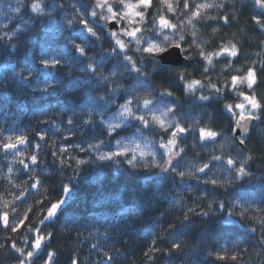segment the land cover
I'll return each mask as SVG.
<instances>
[{
  "label": "trees",
  "instance_id": "1",
  "mask_svg": "<svg viewBox=\"0 0 264 264\" xmlns=\"http://www.w3.org/2000/svg\"><path fill=\"white\" fill-rule=\"evenodd\" d=\"M171 2L176 7L177 0ZM95 3L0 0V216L9 219L7 227L0 221V264H264V28L254 20L264 24V9L254 0H188L185 9L178 0L173 13L152 0L139 9L144 21L136 17L140 22L130 26L121 20L124 28L142 29L140 46L118 37L126 45L121 51L99 16L107 11L95 8L98 15L91 16ZM110 3L122 9L119 0ZM33 4L39 5L35 11ZM199 4L216 6L192 17ZM161 15L178 25L175 32H157ZM165 34L168 48L180 44L187 66H165L157 55L137 51L144 40L160 43ZM233 46L237 55H217ZM249 68L256 83H238L233 91L232 77L246 76ZM192 80L204 87L189 92L185 84ZM241 91L261 105L243 144L233 114L244 101ZM128 101L132 114L122 115ZM169 107L173 111L162 117ZM141 115L150 127L135 118ZM153 115L171 127L162 130ZM177 123L188 131L168 155L160 145H167ZM201 128L217 136L201 140ZM20 136L27 142L6 153L2 145ZM104 155L112 159H100ZM241 166L246 175L237 173ZM54 203L60 207L46 219Z\"/></svg>",
  "mask_w": 264,
  "mask_h": 264
},
{
  "label": "snow or ice",
  "instance_id": "2",
  "mask_svg": "<svg viewBox=\"0 0 264 264\" xmlns=\"http://www.w3.org/2000/svg\"><path fill=\"white\" fill-rule=\"evenodd\" d=\"M119 2L122 5V9L115 10L114 6H113V3H110V0H96L95 7L93 8V10L91 12V16L93 18L97 17L98 13L95 11V8H100V9L106 10L107 13L110 14V16H105L103 11H102L101 13H99V16H100L101 19H103L105 21H107V20H116L117 23H119V21H121V20H126L127 24L131 26L134 23H138L140 21H144L145 20V12L144 11H140L139 9H141V8L148 9V8H150L152 6V0H138V2L135 3V4L130 3V2H125V0H119ZM161 3L165 4L167 6L169 12H173V13L176 12V7L179 6L178 0H177L176 7H174V5L171 2V0H161ZM254 3H255V5L258 8L264 9V0H254ZM214 6H216V5H213V4H199V5H196V10L192 13V17H199L200 16V9L210 8V7H214ZM38 7H39V5H37V4H33L32 5V9L34 11L36 9H38ZM183 7L185 9H187L189 7L188 0H184ZM17 11H18V9H17ZM136 17H139L140 21H136V19H135ZM117 18H119V19H117ZM221 19H223L225 23L228 22V18L227 17H221ZM254 20H255L257 25H260L262 28H264V24H261V20L260 19L254 17ZM83 23H84V26H85L86 30L88 31V33L90 35H92V36H96V32L93 31V28L89 26L88 22L84 21ZM188 23H192V19L191 18H189ZM158 25H159V27L156 29L158 33L163 32L165 29H172L173 32H175L177 30V27H178L177 24H174V23L170 22L167 18H165L162 15L158 17ZM114 27H115V25H114ZM154 27H155V22H154ZM141 31H142V29L140 27H130V28H123L121 30L120 34L123 35V36L131 37L135 41V43L138 46H140L141 45V37H138L137 33H141ZM111 35H112L113 38H116L115 42H116V45L119 47V49L121 51H124L125 48H126V45H125L123 40L118 38L117 32L113 31L111 33ZM193 35L195 36V33H193ZM183 39H184V37L181 35L180 36V40H183ZM167 41H169V36L166 35V34L163 36V41H161L160 43H156L151 38H149V39L144 40V46L138 47L137 51H141L142 50L143 52L148 53L150 55H157V54H160V53H166L167 49H168V44L166 43ZM174 45H175L176 48H180V44L178 42H174ZM76 50L81 55L85 54V50L80 45H76ZM113 51L115 52V49H113ZM225 52H227L231 56L237 55L234 46L231 49L222 48L221 52L217 53V55L223 54ZM200 55L204 59L208 60L209 63H211V60L209 59L208 56H206L203 53V51H201ZM185 58L187 59L188 57H185ZM124 59L127 60L131 64L133 71L140 72V68L137 67L136 62L132 59L131 56L125 54ZM45 66H47V64ZM89 67L91 68V70L93 72H95V68H92L91 65ZM207 71H208V69L205 68V72H207ZM25 79H27V77H25ZM181 79H183V76H181ZM245 82L247 83V86L249 88H252L253 85L256 83V73H255V70L253 68H249L248 69V71L246 73V76H243V77L233 76L232 77L231 84H232L233 91H235L237 89L238 83L239 84H243ZM197 86L204 87L202 82L199 81V80H192V81L188 82L187 84H185V87L188 89L189 92H195V89H196ZM212 88L216 92L220 91V89L216 88L214 85H212ZM166 94L169 95V96L172 95L171 92H168ZM238 94L240 96H243V99L248 102V105L250 106V108L252 110H256V109H259L261 107V105L257 102V100L255 99V97L253 95H244V93L242 91L239 92ZM198 98L200 100H207L210 97L205 96V95H201ZM131 103H132V101H128L125 105L122 106L123 110H124L122 115H124V114L131 115L132 114L131 110L128 107V105H130ZM151 103H152V101L150 99L146 98V99L143 100V106L145 108H149V105ZM226 108H227V110L229 112L233 111V106L232 105H226ZM235 108H238V109L241 110V112H240V120L236 122L238 128L245 127L243 124H241L240 121L245 120V119L258 118V116L256 115L255 111H251L247 115H245V112H244L245 104L244 103L236 104ZM149 111H151V109H149ZM172 111H173V109L171 107H169L167 112H162L161 113V116L162 117H166L168 115V113L172 112ZM234 115H235V113H234ZM135 118L140 121L141 125L144 128L150 127L149 121L145 120L144 116L141 115V116H137ZM152 120L156 124H158L159 127L162 130H164V131H167L168 127H171V125L166 126L165 125V121L163 119H161V117L153 115ZM68 123L72 124V121L69 120ZM116 127H119V125L118 124L117 125H113L112 126V130H114ZM187 131L188 130L186 128L181 127L178 123L175 125V130L171 132V137L172 138L168 141L167 145H165L163 143L160 145L162 148H165L167 150L166 154L171 155V146H174L175 140H176L178 134H182V133H185ZM216 136H217L216 132H213L211 130H207V129H204V128L199 129V137H200L201 140L214 139ZM39 138L41 140L45 139V137L43 135H40ZM26 142H27L26 137H23V136L17 137L15 142H12V138L9 137L8 138V142L4 143L2 145V147H3V149L5 151L18 150L17 149V145L18 144L22 145V144H25ZM244 142L245 141L243 139L240 140L241 144H243ZM35 147L37 149H39L40 145L37 144V145H35ZM137 147H139V146H137ZM60 151H62V152L63 151H67V149H60ZM180 152H183V149H180ZM177 154H179V153H177ZM52 155L56 156L57 153L54 151L52 153ZM115 155H121V153L118 152V153H115ZM69 158L71 159V157H69ZM100 159H102V160H106V159L110 160V159H112V157L108 156V155H104V156H101ZM213 159L214 160H219V159H221V157L213 156ZM20 162L23 163V161H20ZM31 162L33 164H36V162H37V156L36 155H32L31 156ZM61 163L63 164L64 161H61ZM78 163H83V161H78ZM167 163L171 164V160L167 161ZM227 164L229 166H234L235 162H234V160L232 158H228L227 159ZM207 167H208V165L205 164L203 167H200L198 169V171L204 172ZM24 168L27 169L28 165L25 164ZM165 170H167V169H165ZM237 173L238 174H242V175H246L247 174L243 166H241V167H239L237 169ZM178 175L181 178H183L185 173L180 172V173H178ZM211 183L215 184L216 181L212 180ZM32 187H34V188L37 187V184L34 183L32 185ZM67 191H68V189H67V187H65V192H67ZM59 207H60V203L52 204L51 207L48 209V213H47L46 219L50 218V217H53L55 215V213H56V210ZM205 215H206V213H205ZM24 219H27V217L25 216ZM0 221L3 222L5 227H7L8 224H9L8 214L4 213L2 216H0ZM23 222H24L23 220H20L19 225L12 227V231L13 232L17 231V227L22 225ZM252 231H255V229H252ZM42 239H43V237H39L38 239H36V241L34 243V247L35 248H37V249L40 248ZM12 247L15 248V245L13 244ZM93 247H95V245H93ZM173 247L179 249L181 247V245L176 243V244L173 245ZM17 251H19V249H17ZM32 255H33L32 252H28L27 253L28 257H31ZM52 255H53L52 253H49V260L51 259ZM146 255H148V253H146ZM219 258L223 259V257H219ZM107 259L111 260L112 258L109 256V257H107ZM232 259L235 260L236 257H232ZM20 264H23V261H20ZM73 264H78V262L77 261H73Z\"/></svg>",
  "mask_w": 264,
  "mask_h": 264
},
{
  "label": "water",
  "instance_id": "3",
  "mask_svg": "<svg viewBox=\"0 0 264 264\" xmlns=\"http://www.w3.org/2000/svg\"><path fill=\"white\" fill-rule=\"evenodd\" d=\"M114 25L116 27V22L110 23L109 31L114 30ZM186 55L183 52L182 47L176 48L175 45L170 46L167 49L166 53H160L157 54V59L161 62L162 65L165 66H173V67H185L189 64L188 58H185ZM241 124H243L245 127L238 128L236 127L235 135L240 137L241 139H245L249 133V130L251 127L257 122L256 119H245L240 121ZM183 134V133H182ZM182 134H178L177 138H180ZM6 153H9L10 150L5 151Z\"/></svg>",
  "mask_w": 264,
  "mask_h": 264
},
{
  "label": "rangeland",
  "instance_id": "4",
  "mask_svg": "<svg viewBox=\"0 0 264 264\" xmlns=\"http://www.w3.org/2000/svg\"><path fill=\"white\" fill-rule=\"evenodd\" d=\"M107 16H110V14L107 13ZM117 19H118V18H117ZM103 21H105V20H103ZM112 22H116V27L114 28L113 31H116L117 34H118V37H121L122 35H121L120 33H121V30L124 28V27L122 26L121 21H119V23H117L116 20H107V21H105L104 23H105V26H107V29H108V30H109V28H110V27H109V26H110V23H112ZM113 31H109V32L112 33ZM243 100H244V99H243ZM242 103L245 104V110H244L245 115H247V114H248L249 112H251V111H256V110H252V109L250 108V106L248 105V102H247V101L244 100ZM240 112H241V110L238 109V108H236V110L233 111V114L235 113L234 117H235V119H236V122L240 120ZM56 212H57V210H56Z\"/></svg>",
  "mask_w": 264,
  "mask_h": 264
}]
</instances>
